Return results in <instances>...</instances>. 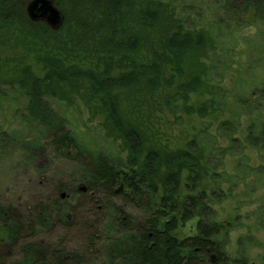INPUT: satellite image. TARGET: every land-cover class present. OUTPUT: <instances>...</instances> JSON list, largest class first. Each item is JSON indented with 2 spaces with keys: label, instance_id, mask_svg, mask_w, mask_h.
<instances>
[{
  "label": "trees",
  "instance_id": "16d2710c",
  "mask_svg": "<svg viewBox=\"0 0 264 264\" xmlns=\"http://www.w3.org/2000/svg\"><path fill=\"white\" fill-rule=\"evenodd\" d=\"M29 1L0 0V32L22 39L30 48L25 43L23 46L36 53V68L23 65L15 81V90L26 98L21 120L31 138L2 133L1 142L35 152L46 139L55 155L79 161L84 173L80 182L86 187L82 195L109 199L121 186L122 194L142 204V221L108 204L113 213L102 216L101 235L91 237L102 247L110 244L106 248L110 264H242L226 259L219 251L224 225L207 219L211 201L200 189L202 155L190 148L163 152L147 147L152 145L147 144L146 134L126 118L121 96L133 90L155 92L164 85L171 86L175 77L182 79L184 62L192 52L205 50L210 35L218 31L213 26L225 28V33H232L239 25L264 28V0H196L205 12L199 16L190 3L192 12L187 16L207 20L209 15L213 19L212 27L201 30L186 28L182 19L167 17L161 2L165 0H151L139 10L136 8L144 0H53L65 21L58 30H52L44 22L28 19L25 8ZM225 21L229 24L222 26ZM166 70L172 72L170 79L164 77ZM80 85L97 101L106 122L124 143L126 170L102 156L83 162L84 148L45 100L57 99L65 86H72L76 93ZM199 86L200 78L190 77L179 85V99L186 101V95ZM260 93L264 94V84ZM197 113L203 116L205 109L199 108ZM246 140L252 147L264 148V122H253ZM59 201L54 207L60 206ZM34 213L32 221H25L15 210L0 208V255L18 244L26 228L32 232L49 222L47 208L34 209ZM56 214L64 216V208L58 207ZM63 219L69 220L67 215ZM193 220L194 235L180 238L179 230ZM123 235L124 240L120 238ZM21 251L17 264H48L47 259L51 264H72L74 258L63 250L49 251L43 243H26ZM240 252L245 259L244 251ZM211 253L216 256L214 263L209 261Z\"/></svg>",
  "mask_w": 264,
  "mask_h": 264
},
{
  "label": "rangeland",
  "instance_id": "374dc122",
  "mask_svg": "<svg viewBox=\"0 0 264 264\" xmlns=\"http://www.w3.org/2000/svg\"><path fill=\"white\" fill-rule=\"evenodd\" d=\"M149 2L144 0L136 9ZM161 2L166 6V16L182 19L186 28L212 27V17L199 18L205 7L196 0ZM190 3L199 16H187L192 12ZM58 10L64 23L63 11ZM222 23V26L229 24ZM213 28L218 31L210 35L205 50L192 52L184 62L182 79L175 77L171 86L164 85L155 92L127 91L121 96V104L126 118L132 119L146 134L147 144L152 145L147 147L163 152L190 148L202 155L204 172L200 189L211 201L207 219L225 228L219 237V251L226 259H236L242 264H262L264 148L250 146L246 138L253 122H264V94L260 93L264 84V28L239 25L233 27L231 34L225 33V28ZM12 38L0 32V135L15 133L28 140L31 132L21 120L26 98L15 90V81L23 65L36 68V53L32 48L27 50L22 39L12 41ZM168 72L165 71V79H170L172 72ZM192 76L200 78L201 86L182 101L179 85ZM61 91L57 99L45 100L84 148L82 161L90 163L93 157L102 156L113 166L126 170V147L106 122L97 101L89 97L82 85L76 93L72 86ZM199 108L205 109L203 116L197 113ZM1 141L0 136V208L15 210L23 220L32 221L34 209L45 207L51 222L36 226L32 232L26 228L18 244L0 255V264H17L26 243H43L52 252L63 250L74 257L72 264H110L106 249L110 244L102 247L98 240L92 242L93 234L101 235L100 219L111 216L113 212L107 209L111 203L142 221L145 218L142 204L122 194V187L109 199L82 195L86 191H79L85 186L80 182L84 173L79 161L55 155L46 139L41 140L42 146L35 152ZM58 200V207L64 208L63 215H67L68 221L56 214L58 207L54 203ZM178 233L180 238L194 235L195 220L184 224ZM242 250L245 259L240 257ZM47 263L51 264L49 259Z\"/></svg>",
  "mask_w": 264,
  "mask_h": 264
},
{
  "label": "water",
  "instance_id": "95a60500",
  "mask_svg": "<svg viewBox=\"0 0 264 264\" xmlns=\"http://www.w3.org/2000/svg\"><path fill=\"white\" fill-rule=\"evenodd\" d=\"M28 19L32 22H44L50 29L58 30L63 23V15L51 0H30L25 8ZM121 189V186L116 193ZM79 191L85 192L86 187L82 186ZM64 198V195H61ZM211 263L216 261V256H210Z\"/></svg>",
  "mask_w": 264,
  "mask_h": 264
}]
</instances>
